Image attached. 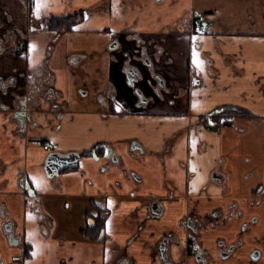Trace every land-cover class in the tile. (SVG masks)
Segmentation results:
<instances>
[{
  "label": "crops",
  "instance_id": "crops-1",
  "mask_svg": "<svg viewBox=\"0 0 264 264\" xmlns=\"http://www.w3.org/2000/svg\"><path fill=\"white\" fill-rule=\"evenodd\" d=\"M25 1L37 14V0ZM40 2L38 26L78 21L26 36L20 0H0L25 31L0 55V76L26 74L17 91L31 113L0 107L4 264H165L159 244L167 236L179 239L171 244L177 263L186 247L181 221L190 214L204 223L197 240L214 257L209 264H264V0ZM202 14L213 29L192 32ZM129 65L141 72L136 86L153 96L146 107L135 106ZM153 71L169 87L160 97L148 84ZM40 76L46 83L36 89L30 83ZM111 86L115 99L101 101ZM225 107L243 112L210 116ZM136 141L143 152L131 148ZM45 143L80 153L78 167L49 176ZM98 143L118 161L83 153ZM24 181L35 196L27 197ZM101 212L102 227L91 226ZM220 240L237 245L227 257Z\"/></svg>",
  "mask_w": 264,
  "mask_h": 264
},
{
  "label": "flooded vegetation",
  "instance_id": "flooded-vegetation-1",
  "mask_svg": "<svg viewBox=\"0 0 264 264\" xmlns=\"http://www.w3.org/2000/svg\"><path fill=\"white\" fill-rule=\"evenodd\" d=\"M21 4L23 5V14H25L28 17L29 21V27L26 32V36H30L31 34L37 32L38 29H42L41 31H51L54 30L51 28V22L44 24L41 23L39 26L38 24H34V19H37V14L34 12V7L31 1L27 2L25 0H20ZM60 32L66 31L67 29L61 28L58 29ZM25 37V31L21 29L17 24L14 22V15L10 13L7 9H3L0 5V55L3 54L6 49L10 48L17 40L22 39ZM142 48L141 53L144 54L146 51ZM141 58V57H140ZM142 60V59H141ZM143 61L147 62L151 66V62L147 59L144 58ZM1 68V67H0ZM127 82L129 85H131L134 88V92L137 96V102H136V107L141 108V107H146L149 103V100L153 98V96H148L145 94V92L138 86H136L135 82L136 80L141 77V72L133 65H129L127 67ZM152 78L156 81L154 84H151L150 80L148 81V84L153 91L154 95L157 96H162V90H168L169 87L167 86V81L166 79L160 75L159 73L152 72ZM23 76H26L25 73H19V75H11L10 77L3 78L0 76V107L1 108H9V105H12L14 107H18L21 109L20 112H22V115L26 116H31V113H25L24 110L27 106V102L29 99L27 98H20L18 89H19V78ZM32 75V72H31ZM41 80L38 81L37 79H34L30 85L33 86L36 89H41L44 87L42 84L46 83L42 76H40ZM49 78V75L46 73L45 80ZM21 79V78H20ZM49 85H51V82L49 81ZM111 91H108L105 94L99 95V99L101 101H105V99H115L116 94L115 92V87L111 86ZM54 91L52 87L50 86L48 89V94L53 95ZM144 103V106L141 104ZM55 107L58 108V105L55 104ZM24 108V110H22ZM120 111L122 109L119 107ZM225 108H220L217 109L216 111L212 112L210 114L211 117L215 116H223L226 115L224 112ZM225 119H222L221 122H224V120L228 121V117L224 116ZM46 149L49 151V153L53 152H58L53 150L54 147L49 144L45 143ZM132 149H138L139 151L143 152V147L136 141L132 143L131 146ZM102 152L106 156H111L113 157L116 161H118V158L114 155L113 149H111V146L106 144V143H98L95 145L90 151H84L83 153H89L93 154L95 157H99V153ZM61 153V152H60ZM69 153H78V152H69ZM49 154V155H50ZM62 154H68V153H62ZM81 155L80 153H78ZM46 167V166H45ZM67 169V168H66ZM64 170V169H63ZM62 171V170H61ZM60 171V172H61ZM59 172V173H60ZM25 182L29 181H24L23 185ZM30 184V183H29ZM25 186V185H24ZM31 186V184H30ZM32 188V186H31ZM33 189V188H32ZM34 191V190H33ZM235 207V206H234ZM164 207L162 204L158 203L157 201H154L153 204L151 205V210L153 214L160 215L163 211ZM215 214V213H214ZM106 212H101L98 216V219H90V225L91 226H96L97 227H102L104 224V220L106 218ZM183 227L185 228V240H186V247L184 248L185 251L182 252L181 254V259L179 262H174L172 260V242H178L179 239L177 236H167L164 237L160 244H159V250L161 253V257L163 258L165 264H189L187 261V258H190L193 261V264H209V261L212 259L213 256L211 254L209 255V251L198 242L197 238L199 237L200 233V228L204 224L197 216L193 215H187V217L183 218L181 221ZM7 231L9 233V241L13 244H18L19 243V238L14 236L13 233V223H7L6 224ZM218 244L220 246V255L221 257H227L229 256L235 247L237 245L233 244L230 246H225L223 243V240L218 241ZM181 252V248H180ZM15 262L19 260V257L14 258ZM125 263H129L127 260L123 261ZM0 264H4L1 256H0Z\"/></svg>",
  "mask_w": 264,
  "mask_h": 264
},
{
  "label": "water",
  "instance_id": "water-1",
  "mask_svg": "<svg viewBox=\"0 0 264 264\" xmlns=\"http://www.w3.org/2000/svg\"><path fill=\"white\" fill-rule=\"evenodd\" d=\"M79 159L80 155L78 153L62 154L60 152H53L47 158L46 171L49 176L59 174L63 169L78 167ZM24 185L27 191V197L35 196V191H33L30 184L25 182Z\"/></svg>",
  "mask_w": 264,
  "mask_h": 264
},
{
  "label": "trees",
  "instance_id": "trees-1",
  "mask_svg": "<svg viewBox=\"0 0 264 264\" xmlns=\"http://www.w3.org/2000/svg\"><path fill=\"white\" fill-rule=\"evenodd\" d=\"M78 18L75 16H67V17H63V18H54L51 20V28L54 30H58L61 28L67 29V30H71L72 27L77 23ZM225 113H239V112H243V109H240L238 107H225L224 109Z\"/></svg>",
  "mask_w": 264,
  "mask_h": 264
},
{
  "label": "built area",
  "instance_id": "built-area-1",
  "mask_svg": "<svg viewBox=\"0 0 264 264\" xmlns=\"http://www.w3.org/2000/svg\"><path fill=\"white\" fill-rule=\"evenodd\" d=\"M214 27V21L205 14L200 15L192 22L191 31L196 33L210 32ZM225 121V120H224Z\"/></svg>",
  "mask_w": 264,
  "mask_h": 264
},
{
  "label": "snow or ice",
  "instance_id": "snow-or-ice-1",
  "mask_svg": "<svg viewBox=\"0 0 264 264\" xmlns=\"http://www.w3.org/2000/svg\"><path fill=\"white\" fill-rule=\"evenodd\" d=\"M42 4L40 2V0H37V4H36V8H37V15H39V10L41 8ZM198 64H201L202 65V61H197Z\"/></svg>",
  "mask_w": 264,
  "mask_h": 264
},
{
  "label": "rangeland",
  "instance_id": "rangeland-1",
  "mask_svg": "<svg viewBox=\"0 0 264 264\" xmlns=\"http://www.w3.org/2000/svg\"><path fill=\"white\" fill-rule=\"evenodd\" d=\"M34 23L36 24V22L34 21ZM210 125V124H209Z\"/></svg>",
  "mask_w": 264,
  "mask_h": 264
}]
</instances>
